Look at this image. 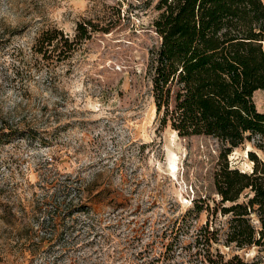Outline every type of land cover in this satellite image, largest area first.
Listing matches in <instances>:
<instances>
[{
  "label": "rangeland",
  "instance_id": "1",
  "mask_svg": "<svg viewBox=\"0 0 264 264\" xmlns=\"http://www.w3.org/2000/svg\"><path fill=\"white\" fill-rule=\"evenodd\" d=\"M155 4L0 0V264H203L194 240L207 212L178 228L195 203L213 206L220 144L180 138L156 117ZM79 23L91 38L66 61L33 53L42 31L73 39ZM253 100L263 112L264 91ZM248 150L234 149L230 166L250 172ZM210 220L223 239L226 219ZM212 250L264 264L255 248Z\"/></svg>",
  "mask_w": 264,
  "mask_h": 264
},
{
  "label": "trees",
  "instance_id": "2",
  "mask_svg": "<svg viewBox=\"0 0 264 264\" xmlns=\"http://www.w3.org/2000/svg\"><path fill=\"white\" fill-rule=\"evenodd\" d=\"M151 82L156 117L180 138L205 137L220 144L213 173V206L197 205L181 216L207 212L196 230L195 255L203 264H246L237 256L224 261L212 251L222 243L235 250L264 253V111L253 96L264 91V0H156ZM90 29V31L88 30ZM92 25L79 23L73 39L56 28L41 32L32 46L47 65L64 62L86 40ZM7 135V134H6ZM4 135V136H6ZM250 143V172L231 167L229 154ZM63 192L69 193L68 187ZM219 213L226 228L210 226Z\"/></svg>",
  "mask_w": 264,
  "mask_h": 264
},
{
  "label": "bare ground",
  "instance_id": "3",
  "mask_svg": "<svg viewBox=\"0 0 264 264\" xmlns=\"http://www.w3.org/2000/svg\"><path fill=\"white\" fill-rule=\"evenodd\" d=\"M173 132V131H172ZM174 134H175V132H173ZM249 151V150H248ZM247 152H245V154H246ZM175 159H176V157L174 156V155H171V158H170V160H171V162H169L170 164H169V170L171 171V172H174L175 170H176V164H175Z\"/></svg>",
  "mask_w": 264,
  "mask_h": 264
},
{
  "label": "clouds",
  "instance_id": "4",
  "mask_svg": "<svg viewBox=\"0 0 264 264\" xmlns=\"http://www.w3.org/2000/svg\"><path fill=\"white\" fill-rule=\"evenodd\" d=\"M6 15H4L3 13H0V17H5Z\"/></svg>",
  "mask_w": 264,
  "mask_h": 264
},
{
  "label": "water",
  "instance_id": "5",
  "mask_svg": "<svg viewBox=\"0 0 264 264\" xmlns=\"http://www.w3.org/2000/svg\"><path fill=\"white\" fill-rule=\"evenodd\" d=\"M263 46H264V43H263Z\"/></svg>",
  "mask_w": 264,
  "mask_h": 264
}]
</instances>
